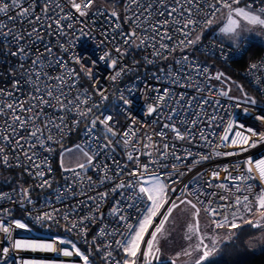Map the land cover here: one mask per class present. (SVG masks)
Returning <instances> with one entry per match:
<instances>
[{"label":"snow or ice","instance_id":"6c2138e0","mask_svg":"<svg viewBox=\"0 0 264 264\" xmlns=\"http://www.w3.org/2000/svg\"><path fill=\"white\" fill-rule=\"evenodd\" d=\"M115 4L123 3L125 19L131 25V31L124 32L119 23H116L111 32H102L104 42L111 44L117 53L113 57L110 51H105L99 57L107 67L114 70L110 79L115 82L127 73V66H121L116 70L121 58L128 51L135 49L151 47L153 56L161 57L165 51H173L169 44L164 40H172L169 34L174 31L181 34L182 46L193 45L197 40L188 38V33L193 26H199L201 23H210V17L218 11V7L213 4L205 9L203 20L197 19L202 11V4H207V0H113ZM223 7L229 9L235 8L236 11H230V17L233 15L247 16L251 13V7L248 10L242 7H233L232 0H221ZM240 0H235L234 4H239ZM94 0H0V44H3L7 52L6 56L15 57L19 63L16 66L10 65V72L18 74V78L12 80L11 90L0 88V162L7 167L22 168L25 173L31 176L35 181V188L41 190L51 189L53 180L46 178V173H51L48 165L49 157L42 156V153L53 151L52 145L59 143V135L67 130L66 117L75 116L73 127L78 128L79 123H86L84 129L85 143L76 146L75 151L82 153V161L76 168L63 167L65 173L71 172V176L65 177L63 186H57L53 190L55 200L64 205V214L60 219L66 222L65 230L69 233L79 232L86 244H89L92 251L86 254L77 246V243L64 237H55L51 242H22L11 240V231L15 228H25L26 225L19 220L12 219V210L10 208H0V233L4 234L9 246L0 245V264H8L9 253L11 249L16 250H41L54 251L64 257H79L82 264H92L90 257L93 252L101 259L102 264H169L167 260L161 258V250L157 246L159 238L165 233V224L169 222L175 209L181 205H188L193 211L194 218L198 217L200 208L211 216H223L222 220L213 219V224L217 227L228 222V216L224 212L230 211L233 220L241 216V209L247 212L252 211V199L255 198L257 210H264V187H261L259 194L254 191L255 185L250 183L253 180L252 173L258 172L259 179L264 182V159L253 161L249 158L246 161V171L240 175L232 176L228 174L224 180L232 181L230 186L238 193L234 201H230L225 206L213 207L212 203L205 205L201 199L203 189L197 187L200 176L193 178L190 184L184 185L180 190V196L172 199L177 192V188L172 185L182 181L178 180L183 175L176 170V164L171 165L172 171H168L169 165L165 161L175 160L177 162L192 156L188 149H180L184 156L177 154V145L169 142V134H174L175 140L187 141L188 144L195 142L199 135L202 147H207L221 154L217 150L221 147H233L238 151L226 152L223 155H239L247 151L248 148L256 147L257 143H264V133H260L253 128L246 127L240 123L238 127L242 130H234V125L230 122L223 128V135L219 136L220 143L211 139V134H205L201 129L199 133L195 131L197 125L201 123V116L197 111V106L202 107L210 103L203 95L192 97L188 100L186 96L179 97L180 107H171L170 101L172 93L169 89L159 92L154 103H149L146 108L148 116L155 114V123L160 125L158 131L145 133L143 138H139V130L136 127V121L131 126L120 132L116 125L112 113L102 110L97 103L89 102L92 100V94L80 91L78 88L80 74L75 68H70L63 55L57 56L52 44L45 43L43 35H55L57 37L56 46L60 48L61 53H68L74 43V34L77 32L76 24H83L79 17L89 15V10L93 8ZM73 9L75 11H73ZM264 13V9L260 10ZM92 15H104L103 9H97ZM260 17V15H256ZM110 17L119 19V13L113 10ZM187 21V23H185ZM260 22L264 19L260 18ZM19 25V28L17 27ZM87 27L86 25L84 26ZM117 30H119L117 32ZM80 35L85 34L84 28L79 30ZM221 33L235 36L240 39V34L236 31L235 25L229 21L221 29ZM119 35L123 41V47L118 46L116 36ZM158 44V46H157ZM36 46V53L31 51ZM41 46L43 50H41ZM238 46V44H237ZM12 49H15L14 51ZM167 59V57H164ZM71 59L81 66V71L95 83L94 71L90 70L84 64L85 57L73 56ZM152 61H149L151 63ZM179 68L173 72L165 73L163 78H170L175 85L183 83L192 85L197 92L203 91L200 84L196 83L201 76L210 80L211 74L208 69L198 64L194 60H189L185 55L175 61ZM28 65L25 67V65ZM60 69L58 75H51L49 70ZM251 70L258 75V80L264 83V68L258 64H252ZM216 79H220L217 75ZM26 89V91H25ZM138 90V86L129 85L123 91L129 94V97ZM210 91H215L209 85ZM159 91V90H158ZM95 94L101 97L102 101L108 99L105 91L99 83H95ZM227 95V92L223 93ZM119 99L122 101L121 111L127 113L130 109V99L121 93ZM246 102L255 105L256 101L246 97ZM247 114V113H246ZM215 116L211 118L210 123H215ZM257 120L264 121V116L257 115ZM178 124L184 128L181 132ZM222 124V122H221ZM100 131L103 136L97 135ZM231 133V135H230ZM153 137H158L154 140ZM253 137L258 139L254 140ZM122 142L126 155L127 164H122L115 158L116 147ZM215 145V148H213ZM11 149L15 164L10 163L9 154L6 150ZM71 149H63V157ZM103 156L105 161H111L112 167L108 163H94V161ZM141 156H147L148 162L141 163ZM208 154H200L199 163L202 160L210 159ZM135 162V168L129 170L128 165ZM77 168L80 172H77ZM93 170L100 176L98 182H94L91 177L87 178V189L84 188L81 181L87 171ZM191 171V169H188ZM224 171L227 173L228 169ZM83 173V175H82ZM127 173L129 179L120 183H115L120 177ZM218 172H213L215 179ZM112 185L110 191H98L101 186ZM77 187L79 191L77 192ZM223 187V184H221ZM32 188L18 186L13 189V193L18 194L19 200L15 201L13 195L0 193V200L18 202L21 208L29 211L26 205H34L30 193ZM120 193V199L114 200L108 209L107 216L101 211L102 205L107 198ZM94 193V194H93ZM196 199V203L187 199V196ZM85 197L80 200L78 197ZM77 200V203L71 204L64 202ZM222 200H229L227 196H221ZM47 204L51 205L52 200L48 198ZM199 204V208L197 207ZM165 205L167 207L165 208ZM165 208L164 211H160ZM81 209H86V214L73 220L72 216L78 215ZM61 209L53 207L50 211L35 216L37 222L56 221ZM135 212V222H130L133 217L131 212ZM187 211V209H182ZM30 214V213H29ZM159 216V223H154L155 218ZM111 217L110 224L104 221ZM58 222V221H56ZM99 224L100 227L92 236L91 241L86 239L90 226ZM233 222L230 227L236 228ZM152 229L151 231L149 229ZM191 230V229H190ZM196 235L199 237L198 244L193 250L203 248V254L195 261V264L202 262L210 255L208 245L205 243V236L200 235L197 229ZM146 236L148 237L146 239ZM191 239V237H188ZM144 244L145 247H141ZM58 245H67L68 247L58 248ZM213 245L215 242L213 241ZM190 247H192L190 245ZM122 258L117 259V256ZM185 255H191L184 250ZM180 253H177V258ZM20 264H28L27 261H20ZM171 264H176L173 259Z\"/></svg>","mask_w":264,"mask_h":264},{"label":"built area","instance_id":"2783aa9c","mask_svg":"<svg viewBox=\"0 0 264 264\" xmlns=\"http://www.w3.org/2000/svg\"><path fill=\"white\" fill-rule=\"evenodd\" d=\"M244 2L247 6L256 7L258 9H264V0H240ZM231 2V0H230ZM235 2V0H232ZM95 3V0H94ZM215 4L218 9H220L223 5L221 0H207V4H202V11L197 19L203 20L205 15V9L208 8L209 5ZM97 9H103L104 15H92V13L96 12ZM115 10L119 13V19L116 17H110V13ZM73 11H75L73 9ZM217 12V11H216ZM215 12V13H216ZM215 13L210 17L212 19ZM76 16L83 21V24H76L77 32L74 34V43L68 53H61L60 48L56 46L57 37L55 35L49 36L47 34L42 33L43 39L45 43H51L55 53L57 56L63 55L65 61L67 62L70 68H75L76 72L80 74V81L78 88L80 91H87L92 94V100L89 102L97 103L100 105L102 110H107V112L112 113L114 115L115 121H117V129L122 132L129 128L133 121H136V127L139 130V138H143L145 133H151L153 131H158L160 128L159 124L155 123L156 116L153 114L152 116H148L146 113V108L149 103H154L155 98L162 92L164 89H169L172 93V99L170 101L171 107H180L179 97L181 95L186 96L188 100H192V97L197 95H203L206 99L210 101L209 104L203 105L202 107L197 106V111L199 112L202 120L195 129L197 133L201 129L205 130V134H211V139L215 140L217 144L220 143L219 136L223 135V128L227 127L231 122L234 125V130H242L238 127L240 123H243L246 127L253 128L254 130L264 133V121L257 120V115L264 116V83H261L258 80V75L251 70L252 64H258L261 68H264V51L255 58H252L247 61L245 66L240 69L241 77L246 81L248 86L254 91L256 98V104L253 105L250 102H240L235 99H231L223 94L221 89L212 82L213 73L211 62L219 63L223 66H232L233 62L240 60L244 57L247 48L250 44L249 41L241 42L237 44L228 43L220 38L205 36L201 41H199L193 48L192 52H188L187 48L190 45L182 46L180 44L181 39L184 37L181 34H178L174 31H170L169 34L173 37L172 40H164L163 42L169 44L170 48H173V51H165L163 56L155 57L153 56V49L151 47L144 49H133L128 51L126 55H124L120 63L117 64L116 70H118L121 66H127V73L122 75L120 79L113 82L110 77L114 74V70L107 67L103 61L99 60V57L104 54L105 51H110L113 57L117 56L115 52V48L104 42V37L101 35L102 32H111L112 28L109 27L111 24L113 27L116 23H119L124 32L131 31V25L126 22L125 19V11L124 4L113 3L111 7H107L105 5L95 6L89 10V15L86 17H79L77 13ZM187 23V21H185ZM207 23H201L199 26H193L188 33V38L192 39L193 34L199 30L201 27L205 26ZM87 26L86 28L84 26ZM19 28V25H17ZM84 28L85 34L83 36L80 35L79 30ZM119 30H117L118 32ZM116 41H119V45L123 47V41L120 40L119 35L116 36ZM158 46V44H157ZM13 51L15 49H12ZM36 46H33L31 51L33 54L36 53ZM41 50L43 47L41 46ZM8 49L5 48L3 44H0V88L11 90L12 80L14 78H18V74H13L10 72V65L16 66L19 61L15 57L4 55ZM187 56L189 60H194L198 62L199 65L204 66L208 69L211 74V79L206 80L203 76L200 77L196 83L200 84V88L203 89L201 92H197V90L192 85H184L183 83L179 85H175L171 82L170 78H163L165 73L170 70L175 72L179 65L175 63L176 60L180 59L183 56ZM80 56L85 57L84 64L89 67L90 70L94 71L95 75V83H99L102 86V90L105 91V94L108 96V99L105 101L101 100V97L94 92L95 83L93 80L89 79L88 76L85 75L84 72L81 71V66L76 64L71 57ZM164 57H167L165 59ZM149 61H152L149 63ZM28 65L26 64L25 67ZM60 69H56L55 71L49 70L51 75H58L60 73ZM137 85L138 90L129 97V94L123 91L129 85ZM209 85L211 88H214L215 91L209 90ZM159 90V91H158ZM26 91V89H25ZM126 98L130 99V104L127 106L130 111L124 113L121 111L122 101L119 99L121 93ZM247 113V114H246ZM215 116V123H210L211 118ZM75 120V116L68 115L66 117L67 130L63 134V138L57 136V139L60 140L59 143H62L66 140L76 138L81 143H85L84 129L86 127V122L79 123L78 128L73 127V121ZM222 122V124H221ZM181 132L184 131V128L178 124ZM97 135L101 137V141L103 142L102 133L98 130ZM231 135V133H230ZM154 140L158 139V137H153ZM252 139L256 140L257 137H253ZM169 142L175 143L177 145V154L184 156V152L180 151V149H188L191 151L192 156H189L186 159H182L177 162L175 160L165 161L169 165L168 171H172L171 165L173 163L176 164V170L180 173H183L178 180L182 181V183L178 182L173 187L177 188V192L172 199L180 196V190L183 189L184 185L190 184L193 181L194 177L200 176L197 187L203 189V194L201 199L204 201L205 205L208 203H212L213 207L217 206H225L230 201H234L235 196L238 194L235 192V189L230 187L233 182L227 181L225 182L224 178L226 175L231 174L232 176L240 175L241 172L246 171L247 164L246 161L249 158H252L253 161L264 159V143H257L256 147L248 148L247 151L240 153L239 155H223L226 152L238 151V149L227 146L221 147L217 151L221 154H217L215 151L207 147L201 146V139L199 135H197L196 140L191 145L187 143V141H179L175 140L174 134H169ZM59 143H55L52 145L53 151L50 153H42V156L47 155L49 157L48 165L51 168V173H46V178H49L54 181L51 189L41 190L39 188H35L36 181L24 172L22 168L17 167H7L0 162V193H8L9 195H13L15 201L19 200L18 194L13 193V189L18 186L24 188H32L33 190L30 193L31 199L34 201V205H26V208L29 211H25L21 208L18 202H10L7 200H0V208L12 210V219L19 220L20 222L26 225L25 228H15L13 226L11 231V240L14 242L16 240L22 242H51L55 237H64L67 239H71L74 241L71 236L75 237V241L78 244H84V239L79 234V232L69 233L65 230L66 222L60 219V217L64 214V205L55 200L53 190L57 188V186H63L65 183V177L71 176L72 173H65L63 170L57 169L55 166V148ZM215 148V145H213ZM6 153L9 154L10 163L15 164V160L11 153V149L6 150ZM200 154H208L211 156L210 159L202 160L199 163L196 161L199 160ZM115 158L119 160L122 164H127L126 155L123 149V145L116 147V155ZM141 163H147L148 157L141 156ZM94 163H108L110 167H112L111 161H105L103 156L98 157ZM135 162L129 164V170L135 168ZM227 168L228 172L226 173L224 169ZM191 169V171H188ZM77 172L80 170L77 168ZM218 172V176L213 179L212 173ZM83 175V173H82ZM253 180L250 183L254 184V191L259 194L261 187H264V182L259 179L258 172H253ZM91 177L94 182H98L100 176L93 170L87 171L86 175H84L81 183L84 188L87 189V178ZM129 177L127 173L124 176L120 177L119 180H116L115 183H120L123 180H127ZM12 182V183H9ZM9 183V184H8ZM223 184V187H221ZM112 185L101 186L98 191H110ZM77 192L79 188L77 187ZM94 194V193H93ZM221 196L229 197V200H222ZM193 203H196V199L192 196H188ZM48 198H51L52 204L49 205L46 203ZM78 199L83 200L85 197H78ZM120 199V193H114L110 195L105 203L102 205L101 211L105 213L107 216L108 209L113 204L114 200ZM252 199V206L256 205L255 198ZM65 204L77 203V200H73L69 198V200L64 202ZM56 207L60 208L61 211L59 215H57L56 221L53 222H37L35 220V216L38 214H42L45 211H50L51 208ZM199 208V204H197ZM86 209H81L78 215L72 216V219H78L86 214ZM247 211L241 209V216H243ZM30 213V214H29ZM200 213L205 216L208 221L215 227L213 224V219L222 220L223 216L216 215L211 216L204 211L203 208H200ZM130 215L133 217V220L130 222H135V212H131ZM223 215L228 216V222L223 224L222 226H230L233 222L236 223L237 219L241 216L235 218L230 214V211L224 212ZM111 217H108L104 223L110 224ZM61 227L66 234H57L47 232L46 229L51 227ZM37 227H42L44 230H40ZM100 227L99 224L95 226H90V230L86 239L91 241L92 236L95 235L96 231ZM221 227V226H220ZM24 240V241H23ZM0 245L9 246L11 248V244L4 237L3 233H0ZM58 248L68 247L67 245H58ZM82 251V250H81ZM122 253L120 256H117V259L122 258ZM9 259H12L15 264H20V261H28V260H58L66 263H74L82 264L79 260V257H64L59 255L58 252L54 251H41V250H16L11 249L9 253Z\"/></svg>","mask_w":264,"mask_h":264},{"label":"rangeland","instance_id":"374dc122","mask_svg":"<svg viewBox=\"0 0 264 264\" xmlns=\"http://www.w3.org/2000/svg\"><path fill=\"white\" fill-rule=\"evenodd\" d=\"M113 0H95L94 5H105L111 7ZM233 7H242L248 10L244 2L240 1L239 4H234ZM251 13H248L247 16L237 17L233 15V18L230 17V11H236L235 8L229 9V7H221L210 20L211 24H206L197 30L193 36L192 40L200 39L193 45H190L187 48L188 52H192L194 46L201 41L205 36L219 37L222 40L231 43L238 44L245 41H253L259 44L264 45V22H260V18L264 19V13H261L260 9L256 7H251ZM260 15V17L256 16ZM229 21H231L235 27L236 31L240 34V39L236 40L235 36H230V34H224L220 32V29ZM213 73L212 82L216 84L221 91L227 92V97L235 99L240 102H246L247 98H253V95L247 90V88L241 84L238 80L232 78L229 74L224 71L223 66L218 63L211 62ZM217 75L220 76V79H216ZM82 144L78 139L73 138L66 140L62 143H59L55 148V166L57 169L63 170V167L76 168L77 164L80 163L83 159L82 153L75 151L76 146ZM63 149H71L73 151L68 152L63 157L61 152ZM175 199V198H174ZM187 199L190 198L187 196ZM167 205H165V208ZM165 208H162L160 211H164ZM182 209H187V211H182ZM203 220H206L208 227H211L212 224L204 217ZM197 218H194L193 211L189 208L188 205H181L180 208L175 209L170 217L169 222L165 224V233L159 238L158 247L161 250V257H165L169 254L174 256L176 264H192L194 262V257H189L185 255L184 250L190 252L195 246L197 235L195 231ZM248 222V223H246ZM154 223H159V216L155 218ZM239 223L243 225H251L253 227H261V230L258 234L251 238L249 244L250 249L258 250L264 247V210H257V205L252 206L251 212H246L243 216L237 219L236 224ZM230 227V226H229ZM231 228V227H230ZM191 229V230H190ZM152 230L151 228L149 229ZM228 234V233H227ZM222 230V237L225 235ZM188 237H191L189 239ZM148 237L146 236V239ZM249 238V239H250ZM190 245L192 247H190ZM141 247H145L144 244ZM177 253H180L177 258ZM186 256L188 257L187 259ZM210 257L207 258L206 263L209 262ZM14 262L12 259H8V264ZM202 262V264H204ZM15 264V263H14ZM92 264H95L92 262Z\"/></svg>","mask_w":264,"mask_h":264},{"label":"trees","instance_id":"16d2710c","mask_svg":"<svg viewBox=\"0 0 264 264\" xmlns=\"http://www.w3.org/2000/svg\"><path fill=\"white\" fill-rule=\"evenodd\" d=\"M209 36V35H208ZM219 38V37H216ZM221 39V38H220ZM250 44L247 48V51L243 58L233 62L232 66H223L224 71L229 74L232 78L238 80L243 84L247 90L256 98L254 91L248 86L246 81L240 75V69L245 66L248 60L257 57L264 51V45L257 42L249 41ZM219 64V63H218ZM12 183V182H9ZM8 183V184H9ZM246 226L239 225L235 228V234L231 241H226L220 245L215 254L209 256V262L204 264H264V247L258 250H252L247 245V240L260 232L261 227H253L248 225ZM40 230H44L42 227H37ZM47 232L57 233V234H66V232L61 227H51L46 229ZM75 241V237L71 236ZM78 247L84 251L86 254L92 251L89 244H78ZM91 261L95 264H102L101 259L95 255L93 252L90 257ZM11 264H14L12 262ZM157 264V263H153ZM169 264H171L169 262Z\"/></svg>","mask_w":264,"mask_h":264},{"label":"crops","instance_id":"0c3cea01","mask_svg":"<svg viewBox=\"0 0 264 264\" xmlns=\"http://www.w3.org/2000/svg\"><path fill=\"white\" fill-rule=\"evenodd\" d=\"M204 217L205 216H203L199 212L198 223L196 221L195 231L197 232V229H199L200 235L206 237L205 243L208 245V250L210 251V255L209 256H211V255H213V254L216 253V251L218 250V248L220 247V245L222 243H224L226 241H231L232 240V238L234 237V234H235V228H230L229 226L215 227L213 225L211 227H208L207 221L202 219ZM246 223H248V222H246ZM239 225L246 226L247 229L249 228L248 225H243L241 223H239ZM222 230H223V233L224 234H227L228 233L224 237H222ZM254 236L255 235H253L251 238L252 239L255 238ZM196 238H197V240H196L195 246L198 244V240H199V237L198 236ZM251 238L247 240V243L248 244H249ZM213 241L215 242V245H213ZM190 253H191V255H189V257H194V262L192 264H195V261L198 260L199 257L203 254V248L201 246L199 249H197L195 251L192 249L190 251ZM161 258L164 259V260H167L168 262L171 263V261L174 259V256L173 255H170L169 256V254H168L167 256L161 257ZM187 258L188 257L186 256L185 259H187ZM153 263H157V262L154 260Z\"/></svg>","mask_w":264,"mask_h":264},{"label":"bare ground","instance_id":"6f19581e","mask_svg":"<svg viewBox=\"0 0 264 264\" xmlns=\"http://www.w3.org/2000/svg\"><path fill=\"white\" fill-rule=\"evenodd\" d=\"M24 241V240H23ZM42 243V242H39ZM28 264H78L77 262L74 263H66V262H61L58 260H44V259H37V260H28Z\"/></svg>","mask_w":264,"mask_h":264}]
</instances>
